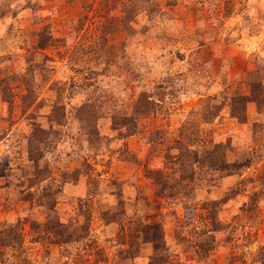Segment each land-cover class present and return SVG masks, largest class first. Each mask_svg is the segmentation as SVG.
Returning <instances> with one entry per match:
<instances>
[{
    "label": "rangeland",
    "instance_id": "374dc122",
    "mask_svg": "<svg viewBox=\"0 0 264 264\" xmlns=\"http://www.w3.org/2000/svg\"><path fill=\"white\" fill-rule=\"evenodd\" d=\"M0 264H264V0H0Z\"/></svg>",
    "mask_w": 264,
    "mask_h": 264
},
{
    "label": "trees",
    "instance_id": "16d2710c",
    "mask_svg": "<svg viewBox=\"0 0 264 264\" xmlns=\"http://www.w3.org/2000/svg\"><path fill=\"white\" fill-rule=\"evenodd\" d=\"M153 227H155V231H154V235H156L157 236V224H154V226Z\"/></svg>",
    "mask_w": 264,
    "mask_h": 264
}]
</instances>
